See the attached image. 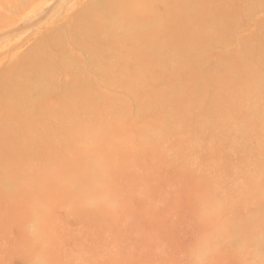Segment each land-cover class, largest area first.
<instances>
[{"label":"rangeland","instance_id":"obj_1","mask_svg":"<svg viewBox=\"0 0 264 264\" xmlns=\"http://www.w3.org/2000/svg\"><path fill=\"white\" fill-rule=\"evenodd\" d=\"M111 1L0 0V264H264V0Z\"/></svg>","mask_w":264,"mask_h":264},{"label":"bare ground","instance_id":"obj_2","mask_svg":"<svg viewBox=\"0 0 264 264\" xmlns=\"http://www.w3.org/2000/svg\"><path fill=\"white\" fill-rule=\"evenodd\" d=\"M113 1H114V0H112L111 2H112V3H116L117 0H116L115 2H113ZM12 63H13V62H12ZM17 63H19V61H18ZM1 136H3V135H1ZM4 137H6V136H4ZM6 139L9 140V136H8V138L6 137Z\"/></svg>","mask_w":264,"mask_h":264}]
</instances>
